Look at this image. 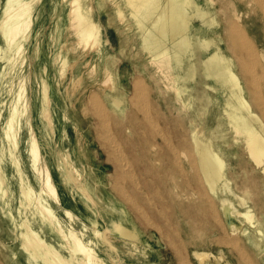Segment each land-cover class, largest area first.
Listing matches in <instances>:
<instances>
[{"label":"bare ground","instance_id":"bare-ground-1","mask_svg":"<svg viewBox=\"0 0 264 264\" xmlns=\"http://www.w3.org/2000/svg\"><path fill=\"white\" fill-rule=\"evenodd\" d=\"M112 1L118 31L126 13ZM254 1L124 0L138 25L137 48L130 24L114 41L100 0H50L56 53L48 57L46 0H0V264H157L127 206L177 246L205 228L223 232L219 195L264 237L247 189L260 178L232 168L246 153L264 177V41L246 33L242 13ZM219 21L224 33L207 35ZM64 28L72 32L70 48ZM129 41L145 61H136L126 96L114 67ZM143 72L154 94L140 86ZM216 84L226 106L208 129L201 117ZM88 117L114 165L122 204L104 198L79 148L89 137ZM177 229L183 233L169 234ZM218 241L235 244L224 235Z\"/></svg>","mask_w":264,"mask_h":264},{"label":"rangeland","instance_id":"rangeland-1","mask_svg":"<svg viewBox=\"0 0 264 264\" xmlns=\"http://www.w3.org/2000/svg\"><path fill=\"white\" fill-rule=\"evenodd\" d=\"M120 6L124 9L126 13L125 22L120 24V30H116L113 24L118 22V17L116 16V5L112 4V0H100L102 3V15L103 20L106 25L110 28L111 35L114 41L120 43L121 39L126 37V32L122 31L125 25L130 24L131 30L129 34H132V44L134 47L139 48L140 42L137 38L138 25L136 20L131 17V9L125 6L124 0H116ZM43 2V0H42ZM41 2V3H42ZM47 10L43 11V32L41 39L45 49H52L48 57L54 55L56 50H54V41L50 35L53 28L55 11L51 7L50 0H46ZM244 27L246 33L258 44L264 41V0H255L250 5L242 6ZM111 22L112 24L108 23ZM68 22H65L67 25ZM214 24V31H207V35L210 37L217 36V34L224 33V27L222 22ZM69 33V39L64 41L66 46L70 48L73 42L71 29L64 28L62 30V37ZM64 38V37H63ZM131 41L127 42V51L124 54H118V59L115 64V80L118 84L120 92H125L126 96H129L132 90V82L136 75V61L142 64L145 60L141 51L130 46ZM261 45V43H260ZM220 46L229 53L225 44L221 42ZM213 48V47H212ZM197 50V48H196ZM74 51L72 49L67 50V55H72ZM148 60V59H147ZM149 68V66H147ZM141 69V68H140ZM149 70H147L148 72ZM54 69L49 68V73L53 76ZM68 72V71H67ZM95 74L99 73V67H94ZM144 77L140 86L143 88H148L150 93L154 94L152 89L154 87V81L150 75L146 72L142 74ZM65 76V75H64ZM202 83L204 84L203 80ZM72 86V85H71ZM217 88L211 93V102H207L205 108H203V114L201 118L206 119V128H211L216 123V118L220 117L224 106H226L224 95L222 94L220 84H216ZM220 86V87H219ZM68 87V86H67ZM151 94V95H152ZM105 98V94L103 93ZM262 101H264V90L262 89L260 96ZM249 98V97H248ZM91 96L87 94V100L90 101ZM252 99V98H251ZM66 101V98H65ZM70 102V99H68ZM32 105L35 103L34 99L29 100ZM70 107V106H69ZM68 107V108H69ZM43 132H39L41 138L48 143L45 134L48 129L44 125V121L39 125ZM87 131L88 140L86 144L84 141L80 142L79 148L81 151L87 150V166L90 165L93 173L97 176V180L101 183V191L104 194L106 200H113L117 204H122V199L114 191L112 184L115 182L114 165L107 159L105 150L100 144V138L96 137L94 131L93 119L91 117L87 118ZM80 134V131H79ZM40 140V139H39ZM234 154V153H231ZM236 156L231 155L232 161L236 160ZM244 163L237 166L233 164V171L237 174L246 173L252 174L259 177L260 179L253 184L251 181L247 183V189L251 193V202L257 205L258 214L260 221L262 223V228H264V178L260 170L253 169V162L244 154ZM114 174V175H113ZM241 183L240 181L238 184ZM242 184V183H241ZM215 202L217 211L220 215V222L218 226H221L223 232L217 231V228L212 229L205 228L199 234L194 237H185L183 243L179 242L177 246L171 245L167 238L159 230L153 226L143 225L139 219H137L134 211L127 206V210L132 221L136 224L139 230L142 232V238L144 240V246L150 248L151 252L156 256L157 264H264V237L258 236L254 228L247 226L241 217L235 213V204L230 202V198L219 195L215 196ZM260 207V208H259ZM248 229V231H247ZM183 233L182 229H177L170 231L169 234L175 236L176 232ZM221 235L231 238L235 241L234 245H227L219 242L218 239ZM233 237V238H232ZM193 242L195 240L198 245H192L193 243H187L188 241ZM11 244V239L9 240ZM244 256V257H243ZM246 257V258H245ZM246 260V261H245ZM248 262V263H247Z\"/></svg>","mask_w":264,"mask_h":264}]
</instances>
